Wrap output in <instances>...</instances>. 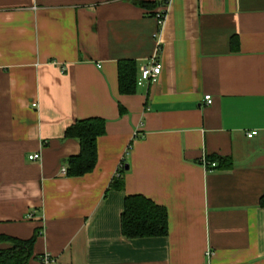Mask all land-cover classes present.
<instances>
[{
    "label": "crops",
    "instance_id": "1",
    "mask_svg": "<svg viewBox=\"0 0 264 264\" xmlns=\"http://www.w3.org/2000/svg\"><path fill=\"white\" fill-rule=\"evenodd\" d=\"M165 1L0 0V236L40 232L29 264H264V0H170L162 24L140 7ZM154 58L158 81L122 95L119 64ZM89 118L107 133L72 178L66 129ZM218 156L233 169L200 165ZM134 195L168 236L124 237Z\"/></svg>",
    "mask_w": 264,
    "mask_h": 264
},
{
    "label": "trees",
    "instance_id": "2",
    "mask_svg": "<svg viewBox=\"0 0 264 264\" xmlns=\"http://www.w3.org/2000/svg\"><path fill=\"white\" fill-rule=\"evenodd\" d=\"M168 1L166 0L162 6L166 7ZM158 6V3L141 2L140 4V7L149 11L153 17L159 15L153 13ZM118 72L120 93L125 96L136 94L139 79L137 64L133 61L121 62ZM106 133V121L99 118L77 121L66 129L65 138L76 140L81 146L80 154L67 160L66 174L69 177H84L95 170L99 161L97 142ZM208 159L217 164V171L233 169V161L230 158L218 156ZM120 172L119 178L114 179L110 185L112 191L120 192L125 188L122 178L125 173L124 168ZM125 200L121 214V229L124 237L136 240L168 236L169 215L165 207L142 195L128 196ZM260 208H264V196ZM39 235L40 232L36 231L35 236L30 240L0 236V245H9L7 249H0V264H29Z\"/></svg>",
    "mask_w": 264,
    "mask_h": 264
},
{
    "label": "built area",
    "instance_id": "3",
    "mask_svg": "<svg viewBox=\"0 0 264 264\" xmlns=\"http://www.w3.org/2000/svg\"><path fill=\"white\" fill-rule=\"evenodd\" d=\"M169 3L170 0L168 1V4ZM166 16H167L166 7H164L163 11L160 12L158 15L160 24H162L165 21ZM161 73H162V64L159 60H157V58H154L149 65L144 66V68L141 69L140 77L138 79L137 85L139 87H144L145 84H154L158 81V78L161 75ZM206 103L207 105L211 106L213 104V98L211 96H206ZM257 134H258L257 132H252L247 136L248 138H253L257 136ZM38 159H40L39 155H32V157H30V161L38 160ZM200 165L208 172H213L217 169V164L209 161V159L206 157L202 159ZM63 171L64 173H66L67 170L64 169ZM207 255L208 258H211L213 256V254L210 251L207 253ZM53 263H55V260H53L51 257L50 258L44 257V264H53Z\"/></svg>",
    "mask_w": 264,
    "mask_h": 264
},
{
    "label": "water",
    "instance_id": "4",
    "mask_svg": "<svg viewBox=\"0 0 264 264\" xmlns=\"http://www.w3.org/2000/svg\"><path fill=\"white\" fill-rule=\"evenodd\" d=\"M127 169V168H126Z\"/></svg>",
    "mask_w": 264,
    "mask_h": 264
}]
</instances>
